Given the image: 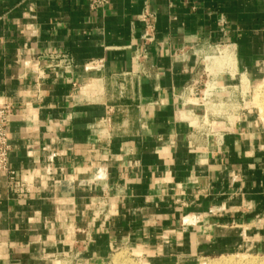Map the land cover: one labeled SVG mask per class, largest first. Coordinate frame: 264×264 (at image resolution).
I'll list each match as a JSON object with an SVG mask.
<instances>
[{
    "label": "crops",
    "instance_id": "obj_1",
    "mask_svg": "<svg viewBox=\"0 0 264 264\" xmlns=\"http://www.w3.org/2000/svg\"><path fill=\"white\" fill-rule=\"evenodd\" d=\"M222 47L236 67L214 62L221 87L264 79V0H0L17 173L0 171V264L264 251V121L248 109L199 127L187 110Z\"/></svg>",
    "mask_w": 264,
    "mask_h": 264
},
{
    "label": "rangeland",
    "instance_id": "obj_2",
    "mask_svg": "<svg viewBox=\"0 0 264 264\" xmlns=\"http://www.w3.org/2000/svg\"><path fill=\"white\" fill-rule=\"evenodd\" d=\"M223 48V47H222ZM219 48L218 50H222ZM225 49V50H224ZM222 52L227 53L228 48H224ZM215 50L210 53L213 55L212 59L208 60L202 58V67L197 75L198 81L195 84L194 93L191 95V99L187 102V110L189 109L190 116L193 118H197V126H202L207 124V121L210 120H221L226 116L236 117L240 115L241 112L250 110L251 114L255 117H260L262 121H264V84L262 81H259L255 84V82H251L249 84L247 80V90L244 92L242 90V82L241 78L237 79L236 76V84L228 87H221L222 85L218 84L216 81L222 76L220 73H216L222 70L223 65L221 61L217 64V69L215 70V61H218V53L221 51ZM228 50V55H231V51ZM221 52V53H222ZM233 56V53L232 55ZM234 57V56H233ZM235 64V58H233ZM204 67V69H202ZM229 67V66H228ZM235 67L233 68V72L235 71ZM232 68H229L232 70ZM214 69V72H213ZM228 69V70H229ZM224 71V70H223ZM231 73V71H229ZM215 73V74H213ZM231 73V74H232ZM221 76V77H220ZM247 79V78H246ZM259 87H255L258 86ZM257 88V89H256ZM259 88V89H258ZM259 90V91H258ZM242 91V92H241ZM258 92V94L256 93ZM256 93V94H255ZM255 95V96H254ZM258 98L259 102L256 100ZM257 97V98H256ZM258 102V103H256ZM181 116L188 117L186 113L180 112ZM203 121V122H202ZM191 122H195L194 119H191ZM203 123V124H202ZM226 257V258H225ZM232 261L241 264L247 260H251L254 262H264V251H260L257 253L253 252H236V253H227V254H217L212 255L210 257H206L203 259H199L194 264H216V262L220 261ZM234 259V260H233ZM237 260V261H236ZM262 260V261H261ZM37 264H65L64 262H55L54 258L51 260L43 261ZM99 264H152L147 260L140 251H133L128 248H119L114 252L110 253V255L105 259L104 262Z\"/></svg>",
    "mask_w": 264,
    "mask_h": 264
},
{
    "label": "built area",
    "instance_id": "obj_3",
    "mask_svg": "<svg viewBox=\"0 0 264 264\" xmlns=\"http://www.w3.org/2000/svg\"><path fill=\"white\" fill-rule=\"evenodd\" d=\"M107 0H89V4L92 8L99 7L104 5ZM146 28L149 29L150 23L149 20L145 17ZM145 39H149L148 32L143 33ZM57 58V56H56ZM62 59H66L64 55L61 56ZM59 58L58 61L61 59ZM71 65V60H69L64 66L69 68ZM10 105L7 103H0V171H6L9 174V177L13 181H17V173L10 169L8 166V153L10 145L8 142V132H7V122L10 114Z\"/></svg>",
    "mask_w": 264,
    "mask_h": 264
},
{
    "label": "bare ground",
    "instance_id": "obj_4",
    "mask_svg": "<svg viewBox=\"0 0 264 264\" xmlns=\"http://www.w3.org/2000/svg\"><path fill=\"white\" fill-rule=\"evenodd\" d=\"M225 47H223L222 48V50L220 51V50H218V51H220L218 54L219 55H217L218 56V61L217 62H220L221 61V64L223 65V68H224V70H227L228 72L229 71H231V73L233 72V68L232 67H234L235 66V64H234V60H233V56H231L232 55V53H231V55L229 54H227L228 53V49H227V53H224V52H222L223 51V49H224ZM225 50V49H224ZM222 52V53H221ZM229 53H230V51H229ZM229 66V67H228ZM216 68H217V66H216ZM229 68H232V70L231 69H229ZM229 69V70H228ZM233 74V73H232ZM262 81V84H264V79H262L261 80ZM241 82H242V85H241V87H242V90H244V92L247 90V87H248V85H247V79H246V77L244 76V75H242L241 76ZM255 87H259V85L258 86H255ZM257 89V88H256ZM259 89V88H258ZM259 91V90H258ZM242 92V91H241ZM257 94H258V92H256ZM255 93V94H256ZM255 96V95H254ZM257 98V97H256ZM258 99V98H257ZM256 99V100H257ZM254 100H255V97H254ZM255 100V101H256ZM258 102H259V99L257 100ZM258 102H256V103H258ZM226 258V257H225ZM234 260V259H233ZM237 261V260H236ZM262 261V260H261ZM216 264H238L237 262L235 263V262H232V261H226V259H225V261H218V262H216ZM241 264H264V262H254V261H251V260H247V261H245V262H243V263H241Z\"/></svg>",
    "mask_w": 264,
    "mask_h": 264
}]
</instances>
